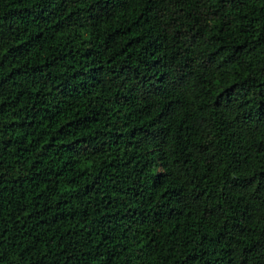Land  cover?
<instances>
[{
    "label": "trees",
    "instance_id": "1",
    "mask_svg": "<svg viewBox=\"0 0 264 264\" xmlns=\"http://www.w3.org/2000/svg\"><path fill=\"white\" fill-rule=\"evenodd\" d=\"M0 264H264V0H0Z\"/></svg>",
    "mask_w": 264,
    "mask_h": 264
}]
</instances>
